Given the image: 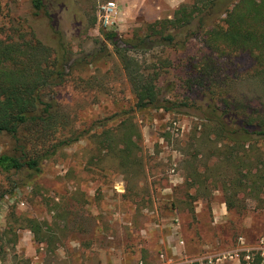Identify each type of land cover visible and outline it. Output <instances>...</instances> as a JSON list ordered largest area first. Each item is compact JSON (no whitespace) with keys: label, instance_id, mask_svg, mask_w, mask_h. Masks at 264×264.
I'll list each match as a JSON object with an SVG mask.
<instances>
[{"label":"rangeland","instance_id":"1","mask_svg":"<svg viewBox=\"0 0 264 264\" xmlns=\"http://www.w3.org/2000/svg\"><path fill=\"white\" fill-rule=\"evenodd\" d=\"M44 1L46 11L34 15L30 0H0V29L21 22L49 44L54 30L62 31L75 56L98 47L101 31L108 30L100 20V7L109 0ZM113 1L120 12L113 30L122 36L153 21ZM174 8L163 7L160 18L170 17ZM202 51L199 36L185 50L151 51L154 63L159 54L170 59L159 80L162 97L206 104L204 91L187 79ZM233 59L224 66L229 76L248 69L246 56ZM82 76H96L95 84L77 86L72 75L49 93L65 106L79 130L111 116L115 119L107 126L114 127L128 111L141 137L140 168H123L107 155L99 164H90L95 144L86 135L44 163L31 180L24 174L12 176L18 183L0 209V264H198L209 257L211 264H264V201L245 195L239 210H229L225 186L214 179L209 197L193 199L188 162L193 159L200 171L211 164L205 163L211 145L199 144L194 111L137 110L114 56L90 66ZM226 92L244 101L258 91L245 83ZM7 144V137L0 136V151ZM127 181L130 193L125 192ZM0 183L11 188L4 174ZM27 217L41 222L43 242L25 227Z\"/></svg>","mask_w":264,"mask_h":264},{"label":"trees","instance_id":"2","mask_svg":"<svg viewBox=\"0 0 264 264\" xmlns=\"http://www.w3.org/2000/svg\"><path fill=\"white\" fill-rule=\"evenodd\" d=\"M30 3L34 15L46 11L44 0ZM53 33L49 44L37 37L32 26L21 22L0 29V136L8 139L0 151V174L11 185L7 188L0 183V209L5 195L18 183L12 176L24 174L31 180L44 163L86 135L95 144L90 164H99L107 155L123 168H140L141 137L128 111H123L114 127L107 126L115 119L111 116L79 130L65 106L49 93L72 75L77 86L92 87L96 76L86 78L82 73L111 56L120 64L137 110L176 112L187 108L199 119V144L210 142L205 163L211 164L200 171L193 159L188 162L193 199L209 197L212 182L219 180L225 186L229 210H239L245 195L264 201V0L181 2L170 17L145 22L126 36L113 29L102 30L98 47L78 56L62 31ZM198 36L203 51L194 58L187 79L204 91L206 104L162 97L159 80L170 59L159 54L154 63L151 51L156 47L163 53L168 47L185 50ZM242 56L249 59L248 69L229 76L224 66ZM245 83L257 89L255 100L243 101L226 92L227 87ZM130 184L127 181L126 193H130ZM23 221L38 242L45 240L41 222L28 217Z\"/></svg>","mask_w":264,"mask_h":264},{"label":"crops","instance_id":"3","mask_svg":"<svg viewBox=\"0 0 264 264\" xmlns=\"http://www.w3.org/2000/svg\"><path fill=\"white\" fill-rule=\"evenodd\" d=\"M182 1L183 0H117L120 7L124 5L130 7L131 10H136V12L141 13V15L149 20L160 18L163 7L174 8Z\"/></svg>","mask_w":264,"mask_h":264},{"label":"built area","instance_id":"4","mask_svg":"<svg viewBox=\"0 0 264 264\" xmlns=\"http://www.w3.org/2000/svg\"><path fill=\"white\" fill-rule=\"evenodd\" d=\"M120 12L118 10V6L116 5L115 1L109 0L101 5L99 17L102 21L104 27H108V29H116V26L120 19ZM160 257H163V254H160ZM198 264H211L212 258H206L205 260L201 259ZM141 264V263H140Z\"/></svg>","mask_w":264,"mask_h":264}]
</instances>
